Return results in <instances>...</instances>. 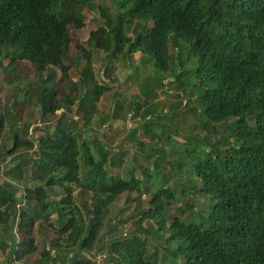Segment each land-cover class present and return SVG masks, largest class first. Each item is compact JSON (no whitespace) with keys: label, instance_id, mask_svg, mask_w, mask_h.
Returning a JSON list of instances; mask_svg holds the SVG:
<instances>
[{"label":"trees","instance_id":"trees-1","mask_svg":"<svg viewBox=\"0 0 264 264\" xmlns=\"http://www.w3.org/2000/svg\"><path fill=\"white\" fill-rule=\"evenodd\" d=\"M95 1L0 0V68L8 86L18 82L8 103L0 98V264H96L98 251L103 264H264V0H110L112 10ZM94 7L102 20L85 48L76 32ZM71 46L87 60L76 80L64 61ZM99 51L111 66L136 52L152 60L156 77L128 105L143 120L160 112L154 89L168 73L193 71L187 106L208 132L181 140L199 148H189L192 190L178 184L186 164L174 161L177 149L168 147L178 137L163 123L155 133L150 119L142 127L166 141L140 139L134 128L124 137L132 151L116 154L109 132L122 103L93 122L110 88L90 68ZM22 64L49 70L38 89L27 79L20 86ZM36 97L41 117L23 122V106ZM123 192L138 194V204L109 218ZM194 195L202 202L185 209Z\"/></svg>","mask_w":264,"mask_h":264},{"label":"rangeland","instance_id":"rangeland-1","mask_svg":"<svg viewBox=\"0 0 264 264\" xmlns=\"http://www.w3.org/2000/svg\"><path fill=\"white\" fill-rule=\"evenodd\" d=\"M106 4L112 10L110 0H96L95 5ZM97 7H94L93 10L85 9V25L82 29L78 30L76 33V38L78 44L82 47L87 46L86 40L88 38V34L92 29H95L100 23L101 18L98 16V12L95 11ZM175 48L173 46L170 47V53L175 52ZM7 60L5 59L4 62ZM65 63L70 65L69 74L73 80H76L80 75V70L87 64L86 58L81 54V52L76 49L75 47L71 46V49L68 51L67 57L65 58ZM109 60L104 55L103 52H91L90 53V68L94 76L101 81V83L107 84L110 88L105 90L101 95L99 101L96 104L95 113L93 115V122L99 121V117H107L114 112V108L116 104L114 103L115 100H119L122 103V107L119 110L120 117L113 121L114 127L110 130V140L109 144L112 147H116L117 150L115 153L117 154L118 148H125L132 151L133 143H129V138L125 139V135L129 133L132 129H136L137 135L140 139H153L156 140L158 138V143H162L166 138L162 134H158L159 136L156 137H149L146 133L144 128L142 127L144 124L148 123L149 120V132L155 133L157 132V127H159L160 123H163L165 132L169 131L170 133L173 132V136L178 138L177 141H173L169 145V149H177L175 157V162L181 164L182 162L186 164V168L184 171L178 173L179 179V186L181 188H185L187 191L192 190L193 187V177L189 176L187 173V169L191 168L193 164L190 163L189 156L192 157V153L190 149L197 150L199 149L198 146L193 142H186V144L181 142L182 139H187L186 135L190 133L198 132L199 135H205L208 130L199 126L195 127L197 117L192 115L189 112V107L187 104L192 103L194 100V96L196 91L194 90L193 84L195 81V77L193 71H189L188 73H183L179 78L174 77L175 75H171L168 73L166 80H164V85L156 87L154 89V93L156 98L154 101L158 104L156 108L160 110L159 113H155L153 115L148 116L149 119L143 120L141 118L142 113H135L134 109L131 110L128 105H132L133 101H135V97L138 95L142 98L143 95V88L148 85L156 76L154 75L152 68V60L148 61V65L145 63L142 55L139 52L134 53L131 57H123L120 61H114L112 66L111 63L109 64ZM136 64L141 69H135ZM109 65V66H108ZM111 66V67H110ZM191 64L185 66V68L189 69ZM18 72L22 76V80L20 86L24 85L23 81L26 79L31 81L33 87L40 86L41 78L46 79L48 76L49 70H44L42 72H38L34 65H26L22 64ZM132 72L134 76H130L129 73ZM60 69L56 66L55 67V74L57 77L60 76ZM5 74L3 70L0 68V98L3 104L8 103L10 100L11 91H13V84H17V80L13 81L11 86L6 84ZM8 75V74H6ZM10 76V75H9ZM182 84L187 85L186 89L182 86ZM63 83L59 84L57 90L62 87ZM76 105H74L71 110L68 111L70 118H76L75 115ZM23 113L21 114L23 122L30 116H35V120L39 119L41 116L40 108L38 106L37 97L32 98L30 104H25L22 109ZM62 109L58 108L56 113L61 112ZM79 115V114H78ZM135 115V116H134ZM134 116V117H133ZM39 122V121H38ZM160 122V123H159ZM38 124H43V122L35 123L29 127V132L33 133L34 128L38 126ZM45 124H48L46 122ZM9 125H7L4 129L6 133H9ZM173 130V131H172ZM218 139V136H215L214 141ZM194 141V140H193ZM10 144V141L7 143ZM190 148V149H189ZM129 162V155L124 159V166L123 169L126 171ZM122 171V170H121ZM186 172V173H185ZM196 183V181H195ZM77 200L78 202L82 201L83 194L80 193L79 188L76 190ZM20 194V193H19ZM138 197L139 195L136 193H128L123 192L118 196V199L110 206V216L114 214H122L128 215L131 209L138 204ZM140 197H148V195H141ZM176 200L179 202L183 197L179 196ZM134 198V199H133ZM143 199V198H142ZM143 201V200H142ZM188 207L198 208L200 203L202 202V198L200 195L194 196H187L186 203H189ZM182 203L179 202L178 205ZM172 211L175 212L174 207H171ZM108 218V219H109ZM107 219V220H108ZM135 227L134 220L127 221L122 223V228L126 231L131 228ZM39 236V235H38ZM37 236V237H38ZM40 237V236H39ZM38 237V239H39ZM90 258L93 257V254H87ZM4 256L3 253H0V259ZM96 264H103L105 260V253L103 251H98L96 254ZM94 259V258H93ZM2 263V261L0 260Z\"/></svg>","mask_w":264,"mask_h":264}]
</instances>
